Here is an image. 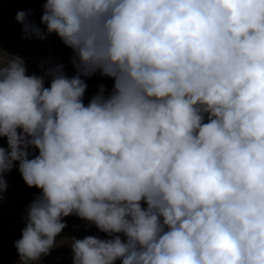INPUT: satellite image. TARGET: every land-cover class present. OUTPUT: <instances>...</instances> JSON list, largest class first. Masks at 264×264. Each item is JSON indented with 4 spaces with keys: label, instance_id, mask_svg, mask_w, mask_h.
I'll return each mask as SVG.
<instances>
[{
    "label": "clouds",
    "instance_id": "obj_1",
    "mask_svg": "<svg viewBox=\"0 0 264 264\" xmlns=\"http://www.w3.org/2000/svg\"><path fill=\"white\" fill-rule=\"evenodd\" d=\"M39 73L0 49V204L36 193L13 241L42 264H264V0H42ZM97 84L85 102L87 81ZM58 239L60 242L58 243Z\"/></svg>",
    "mask_w": 264,
    "mask_h": 264
},
{
    "label": "rangeland",
    "instance_id": "obj_2",
    "mask_svg": "<svg viewBox=\"0 0 264 264\" xmlns=\"http://www.w3.org/2000/svg\"><path fill=\"white\" fill-rule=\"evenodd\" d=\"M42 0H0V49L8 54L19 55L27 63L29 73L41 71L39 63L44 58H52L53 61H61L65 64V71L72 73L68 64L70 50L67 49L55 34L45 40L25 39L21 31V25L15 20L18 10H32L31 20L39 24L41 15ZM88 89L85 94V102L96 91L97 84L104 83L110 87L112 81L93 77L87 81ZM8 190L4 193L3 203L0 204V264H16L17 254L13 241L20 237V230L23 227L21 217L26 204L37 192L35 188H28L20 178L19 174L13 172L7 175ZM68 227L63 230L61 237H64L65 244L52 250L51 255L42 258V264H71L70 248L66 236L75 235L78 238L88 234L99 233L95 226L85 231V222L76 217H67ZM60 239H58V243Z\"/></svg>",
    "mask_w": 264,
    "mask_h": 264
},
{
    "label": "water",
    "instance_id": "obj_3",
    "mask_svg": "<svg viewBox=\"0 0 264 264\" xmlns=\"http://www.w3.org/2000/svg\"><path fill=\"white\" fill-rule=\"evenodd\" d=\"M61 235V234H60Z\"/></svg>",
    "mask_w": 264,
    "mask_h": 264
}]
</instances>
